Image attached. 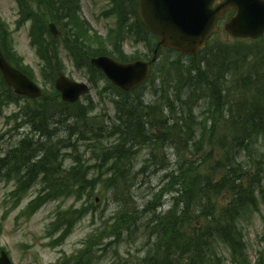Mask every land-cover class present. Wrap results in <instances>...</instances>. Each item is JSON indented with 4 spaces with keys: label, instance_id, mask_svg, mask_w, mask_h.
Returning a JSON list of instances; mask_svg holds the SVG:
<instances>
[{
    "label": "trees",
    "instance_id": "obj_1",
    "mask_svg": "<svg viewBox=\"0 0 264 264\" xmlns=\"http://www.w3.org/2000/svg\"><path fill=\"white\" fill-rule=\"evenodd\" d=\"M18 1L19 4L24 3ZM27 1L16 24L20 26L27 19L31 20L29 34L36 53L43 60L40 64L43 84L52 83L55 71L62 66L57 39L47 28L49 18L56 19L67 31L66 48L77 65L81 64V57L88 59L89 54H111L126 60L121 46L123 35L116 37L114 48L99 45L104 41L96 32L89 33L88 22L76 12L77 0H58V5L49 4L48 0L42 4L47 7L42 16L27 10L30 8ZM112 1L113 11L118 14L119 9H123V2L130 3L132 10L136 11V0ZM65 17L68 20L65 21ZM135 23L139 31L134 41H147L146 46L150 42L154 45L155 37L138 18ZM67 25L72 28L73 39L69 38L71 33L66 29ZM0 37V47L6 58L34 77L33 70L13 50L9 28L2 21ZM137 52L134 51L133 55ZM198 59V64L190 66L194 72L189 77L176 69L174 78H165V89H162L159 102L146 101L140 95L123 101L121 105L117 104L122 107L112 121H107V125L90 117L86 106L61 101L54 87L49 93L44 90L40 98L30 100L31 106H24V116L27 117L24 121L34 132L55 140L47 145L41 142L43 151L38 160L31 162L24 158L15 167L7 161H16L25 154L24 144L28 137L20 140V144L7 151L5 158L0 157V161L5 162V167L0 164V177L7 178L10 172L20 174L24 168L18 188V192H22L42 173L40 195L31 202L32 208L61 195L89 198L95 189L106 191L113 182L114 193L118 195L116 200H121L124 208H135V200L131 196L133 186L146 174L150 165L157 164L155 159L150 164L153 158L160 157L163 162L154 173L163 171L162 180L169 182L173 179L174 182L162 187L159 193L162 195L172 189L177 190V196L172 195L171 206L165 211L155 214L152 207L144 208L153 215L147 223L150 231L146 243L151 245L144 247L145 254L138 264H222L218 245L230 249L235 264H249L246 251H243L245 241L240 222L248 217L242 216L246 208L257 209V203L264 204V35L233 42L211 41ZM219 61L224 62L222 69L216 66ZM0 82H3L1 76ZM107 86L122 94L130 93L119 91L110 83ZM221 88L226 92L218 96ZM4 95L5 103H17L9 86L0 89V97ZM198 100L205 101L209 115V118L202 117L203 127L199 134L194 133V111ZM53 123L61 124L69 139L76 133L78 140L73 150L78 152L83 146L84 153L89 148L96 152L95 160H100L95 164L99 170L96 176H89L87 160L81 157H77L69 169H64L55 156L53 159L48 156V153L59 149L58 144L64 142L62 146H66L67 142L65 138H58ZM209 127L210 136L207 137L203 131ZM148 136L152 139L150 146ZM155 142H160L157 150ZM134 145L135 150L132 148ZM144 147L149 149V155L144 164L135 168L138 152ZM164 147L174 150L173 162L166 152L168 149L163 151ZM105 173L108 175L102 179ZM63 189H67V193H59ZM219 195L224 202H217ZM203 209L206 210L201 213ZM85 210V207L70 208L62 212L56 224L57 229H62L59 240L68 234ZM122 215L130 214L122 208L117 209L115 223L111 225L117 226L118 237L123 232L118 227ZM176 215L179 217H174ZM178 219L185 221L179 222ZM124 227L129 234L133 232L129 224Z\"/></svg>",
    "mask_w": 264,
    "mask_h": 264
},
{
    "label": "rangeland",
    "instance_id": "obj_2",
    "mask_svg": "<svg viewBox=\"0 0 264 264\" xmlns=\"http://www.w3.org/2000/svg\"><path fill=\"white\" fill-rule=\"evenodd\" d=\"M123 2V0H121ZM46 0H38L32 2L29 10L35 11L39 16H42L46 12L47 7H43V3ZM49 4L58 5L59 2L50 0ZM108 0H80L81 12L89 19L93 30H96L99 34L104 35L109 26L114 24V20L124 21V17L120 18L117 15L101 17L99 15L105 7H108ZM16 3L15 0H0V14L6 19L10 27L13 28V20L16 17ZM223 21L221 22L223 26ZM112 33L117 34L113 31ZM12 41L16 51L21 54L24 60L29 63L37 73V83L41 86L45 85L42 82V78L38 77V65L39 58L35 54L34 49L30 46V39L28 35V24L22 25L20 29L13 30L11 33ZM120 39V38H119ZM126 42L122 44L123 51L126 53V61H137L139 59H152L151 64V75L147 82L140 88L128 93H120L114 89H111L106 82L107 79L101 77L98 72L84 66L82 68H75L74 64L69 60L67 53L63 47H61L60 55L65 63V74L77 81H84L88 83V76L92 77L94 73V79L97 84L91 87L90 92L81 97L80 103L86 106L90 110L89 116L95 117L100 122H104L107 125V121H112L113 117L117 114V110L121 108L123 101L132 100L137 96H141L144 100H152V103L159 102L162 89H165V78L170 80L174 78V73L180 70L184 73L183 76H190L194 72L190 69V66L198 64L199 55L196 59L191 57L179 55L176 51H171L166 48L157 49L151 42L146 46V42L137 43L136 41L126 38ZM156 40V39H155ZM234 39L230 36L224 28L221 27V32L211 39L212 42H233ZM249 40V39H243ZM117 39L115 36H109L106 42L100 43L99 45L113 47ZM155 42V41H154ZM95 44V43H94ZM138 50L133 55L134 51ZM198 57V58H197ZM41 77V76H40ZM53 84V83H52ZM94 84V83H93ZM46 92L49 93L51 90V83L45 85ZM8 88V85L4 82H0V89ZM13 92V91H12ZM14 97L17 99V103H5L4 97H0V154L4 155L5 152L9 151L12 146L18 144L19 139L24 136L22 131H29L28 129L23 130V127H18L12 114L17 113L18 108L21 107V111L24 113V106L26 104L32 105L31 101L25 99H18L16 94ZM165 95V94H164ZM91 100V102H90ZM11 103V104H10ZM195 112V131L194 133H200L202 131V117L209 118L207 113V104L204 100H198L196 103ZM74 110L76 106L74 105ZM159 117V113L157 115ZM211 128H207L203 131L207 137L210 136ZM159 133V131H154ZM66 135V134H61ZM76 135V133L74 134ZM201 135V134H200ZM199 135V136H200ZM149 137V136H148ZM152 139L149 137L148 146L152 144ZM38 136L32 137L29 135L28 145L31 154H39V147L36 144ZM90 143H93L89 140ZM143 142V141H141ZM160 142H155L156 150L159 148ZM133 150L136 149V145L132 146ZM208 149V145L206 146ZM155 150V151H156ZM66 148L60 146L59 149L52 153L60 163H63L65 168H68L70 163L74 161V157H81L86 161V166L89 176H96L98 168L95 166V154L92 148H89L84 153V147L78 152L72 154L66 153ZM173 153V150H169ZM138 162L143 161L146 155L149 154V149L144 147L139 152ZM161 154V153H159ZM52 155H49L52 158ZM13 158V155L11 156ZM98 158V156H97ZM156 161V165H150L148 167L145 176L142 175L137 184H134V190L131 191V196L135 200L136 207L124 208L121 200H116L118 195L114 193V182L109 185L110 189L105 191L94 190L92 199H87L86 196L76 199L73 196L64 197L61 195L57 199H52L46 202L44 205L39 207L31 216L24 217L20 211L26 205L28 200H31L38 193L40 180H37L29 190L23 195L19 205L12 207L14 202L13 197L10 195V190L15 185V180L0 181V246L4 247L8 251L14 264H51L56 261H62L66 259V264H138L143 255L145 254L144 247H149L151 244L146 243L150 228L147 227V223L151 220V213L146 212L144 208L152 207L156 214L160 208L155 209L157 206L166 205L170 206V198L172 195L177 196V190L160 195V189L166 188L168 184L172 185L174 180L171 179L169 182L162 180V174L165 172H155L157 166L163 162L158 158H153ZM22 159L11 161L15 166L21 163ZM100 161V160H99ZM171 160V162H173ZM0 164L5 162L0 161ZM104 169V168H103ZM108 173H105L104 179ZM41 177V175H40ZM175 176L174 178H177ZM164 185V186H163ZM197 185V183L195 184ZM164 191V190H163ZM165 192V191H164ZM176 192V193H175ZM59 193H67V189L60 190ZM86 194V193H85ZM157 196V198H153ZM92 201V202H90ZM218 203H222L220 195L217 198ZM86 206H84V204ZM82 207L87 208L80 216L79 220L72 227L68 236L65 240L57 245L50 246L48 241L50 237L46 235L48 223L55 217L58 210L65 211L70 208L81 209ZM164 207V206H163ZM122 208L125 212L130 215H122L118 222V227L122 228V234L117 236L118 229L115 224V217L117 209ZM203 209L201 211L205 212ZM151 215V216H150ZM243 215H248L245 220H242V234L244 236V249L243 251L248 252L249 258L253 262L255 261L256 249L264 246V204L262 202L257 203V209L248 207L243 212ZM174 217H179L176 215ZM193 217V215H192ZM206 219V218H205ZM177 221L183 222L185 220L178 219ZM126 224L130 225L132 233H128L124 227ZM116 229V230H115ZM89 239V240H88ZM88 240V241H87ZM87 241V245L82 250L81 247ZM80 250V251H79ZM221 257L225 258V264H235L233 257L225 246L218 245L217 249ZM262 257L258 256L264 262V249L262 251ZM122 262V263H121Z\"/></svg>",
    "mask_w": 264,
    "mask_h": 264
},
{
    "label": "water",
    "instance_id": "obj_3",
    "mask_svg": "<svg viewBox=\"0 0 264 264\" xmlns=\"http://www.w3.org/2000/svg\"><path fill=\"white\" fill-rule=\"evenodd\" d=\"M213 0H138V13L143 24L159 39L158 45L196 55L205 46L206 39L216 31V19L228 9L233 16L225 29L234 37L256 38L264 32V0H224L210 7ZM58 34L54 24H50ZM92 62L100 68L118 88L131 90L143 83L150 73V62L137 60L119 62L108 56H98ZM0 70L6 82L16 93L37 97L40 89L19 70L11 66L0 52ZM55 86L65 101H75L87 91V86L58 74ZM0 264H11L2 251Z\"/></svg>",
    "mask_w": 264,
    "mask_h": 264
},
{
    "label": "bare ground",
    "instance_id": "obj_4",
    "mask_svg": "<svg viewBox=\"0 0 264 264\" xmlns=\"http://www.w3.org/2000/svg\"><path fill=\"white\" fill-rule=\"evenodd\" d=\"M223 65H224V62L223 61H219L217 64H216V66H217V68H219V69H222L223 68ZM226 91L225 90H223L222 88L220 89V91H219V94H218V96L220 95V94H224ZM216 97H218L217 96V94L215 95ZM167 103H168V101H167ZM220 103V102H219ZM221 104L223 105V107H224V103H222L221 102ZM144 129V128H143ZM191 135V134H190Z\"/></svg>",
    "mask_w": 264,
    "mask_h": 264
}]
</instances>
